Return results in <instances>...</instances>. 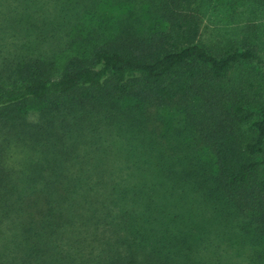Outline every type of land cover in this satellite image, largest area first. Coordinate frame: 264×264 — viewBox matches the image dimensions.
<instances>
[{
  "label": "trees",
  "instance_id": "1",
  "mask_svg": "<svg viewBox=\"0 0 264 264\" xmlns=\"http://www.w3.org/2000/svg\"><path fill=\"white\" fill-rule=\"evenodd\" d=\"M197 1L0 0V264H264V59Z\"/></svg>",
  "mask_w": 264,
  "mask_h": 264
},
{
  "label": "rangeland",
  "instance_id": "2",
  "mask_svg": "<svg viewBox=\"0 0 264 264\" xmlns=\"http://www.w3.org/2000/svg\"><path fill=\"white\" fill-rule=\"evenodd\" d=\"M202 2L197 1L203 12L201 41L218 52L230 47L254 48L264 59V0ZM159 9V0H100L89 16L109 31L119 28L126 17L131 26L150 31L158 20ZM259 65L253 64L264 71V65Z\"/></svg>",
  "mask_w": 264,
  "mask_h": 264
}]
</instances>
